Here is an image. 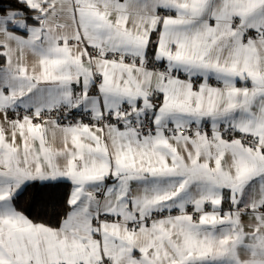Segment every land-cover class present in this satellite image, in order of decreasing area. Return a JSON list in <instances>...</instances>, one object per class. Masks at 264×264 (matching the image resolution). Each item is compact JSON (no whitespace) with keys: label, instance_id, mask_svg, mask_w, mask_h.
<instances>
[{"label":"snow or ice","instance_id":"obj_1","mask_svg":"<svg viewBox=\"0 0 264 264\" xmlns=\"http://www.w3.org/2000/svg\"><path fill=\"white\" fill-rule=\"evenodd\" d=\"M0 37V264H264V0H16Z\"/></svg>","mask_w":264,"mask_h":264},{"label":"trees","instance_id":"obj_2","mask_svg":"<svg viewBox=\"0 0 264 264\" xmlns=\"http://www.w3.org/2000/svg\"><path fill=\"white\" fill-rule=\"evenodd\" d=\"M0 5L7 9L16 5V0H0ZM17 7H20L17 5ZM2 60L0 58V64ZM70 189L60 185L56 189L42 188L39 182L28 186L17 199V208L35 222L47 223L52 216V207L61 197H64Z\"/></svg>","mask_w":264,"mask_h":264},{"label":"built area","instance_id":"obj_3","mask_svg":"<svg viewBox=\"0 0 264 264\" xmlns=\"http://www.w3.org/2000/svg\"><path fill=\"white\" fill-rule=\"evenodd\" d=\"M18 111H19V114H20V118L22 119L23 115L25 114V110L20 108V109H18ZM50 115L54 119H59V122L62 125H67V124H70V123L78 122L82 118H83V122L84 123H89L88 116H84L82 112H78L77 110H72L71 115H69V117L67 119L60 118V113H58V112H53ZM9 118L10 119L15 118L14 115L11 113V111H10ZM45 118H47V116ZM194 129H195V126L193 125L192 131ZM201 130H202V132H206L209 136L211 135V126H210L209 123H205L202 126ZM188 210L191 211V207L190 206H189ZM206 210H208V211L210 210L209 206L206 207ZM174 212L177 213V211H174Z\"/></svg>","mask_w":264,"mask_h":264},{"label":"crops","instance_id":"obj_4","mask_svg":"<svg viewBox=\"0 0 264 264\" xmlns=\"http://www.w3.org/2000/svg\"><path fill=\"white\" fill-rule=\"evenodd\" d=\"M29 23H31V21H29ZM15 34H17V35H25V33L23 32V31H16V33ZM0 38H2V37H0ZM25 38H26V35H25ZM153 39H155V37H153ZM0 51H3V49L2 48H0ZM25 55H26V63H28V65H29V69L31 70V65H32V63L35 61V57L34 56H32V54L30 53V52H28L27 50H26V52H25ZM1 60H2V63L0 64V66H2L6 61H5V58H1ZM181 78H183V76L181 77ZM211 83L213 84V85H215L216 84V82L215 81H211ZM237 86L239 87V86H241L239 83L237 84ZM75 87V86H74ZM93 91H95V89H93ZM155 102V101H154ZM23 109V108H22ZM2 118H3V114L2 113H0V120H2ZM210 124V123H209ZM211 126V125H210ZM194 131H195V129L192 131L193 133H194ZM49 141L51 142V134L49 133ZM18 143H19V140L17 141ZM59 142L57 141V144H58ZM225 192L227 193V190H225ZM222 207H223V209H224V211H228V204L227 203H224L223 205H222ZM209 208H210V206H209ZM210 210H211V208H210ZM209 210V211H210ZM174 211H176V210H174ZM172 212V214L173 215H175V214H178V213H176V212ZM168 213L167 212H165L163 215H167ZM26 215V214H25ZM243 219V221H244V223L245 224H247L248 223V217H243L242 218ZM150 223V222H149Z\"/></svg>","mask_w":264,"mask_h":264}]
</instances>
